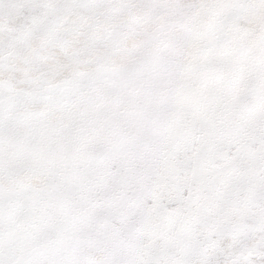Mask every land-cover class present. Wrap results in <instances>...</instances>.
Segmentation results:
<instances>
[{
  "label": "snow or ice",
  "instance_id": "obj_1",
  "mask_svg": "<svg viewBox=\"0 0 264 264\" xmlns=\"http://www.w3.org/2000/svg\"><path fill=\"white\" fill-rule=\"evenodd\" d=\"M0 264H264V0H0Z\"/></svg>",
  "mask_w": 264,
  "mask_h": 264
}]
</instances>
